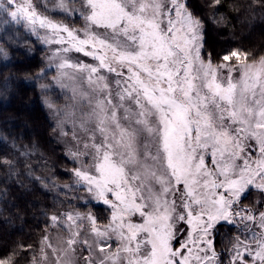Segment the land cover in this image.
Instances as JSON below:
<instances>
[{"label":"snow or ice","instance_id":"snow-or-ice-1","mask_svg":"<svg viewBox=\"0 0 264 264\" xmlns=\"http://www.w3.org/2000/svg\"><path fill=\"white\" fill-rule=\"evenodd\" d=\"M44 7L52 15L0 0V13L59 46L42 87L66 100L46 103L80 165L75 183L110 216L101 226L91 213L52 215L66 235L46 234L31 264H222L212 234L241 223L229 264H264V200L241 206L251 189L264 193V56L232 50L214 64L187 0ZM0 264H16L15 253Z\"/></svg>","mask_w":264,"mask_h":264},{"label":"trees","instance_id":"trees-1","mask_svg":"<svg viewBox=\"0 0 264 264\" xmlns=\"http://www.w3.org/2000/svg\"><path fill=\"white\" fill-rule=\"evenodd\" d=\"M187 5L204 22V53L214 63L232 50L251 53L249 59L264 56V0H219L218 5L214 0H187ZM42 68L39 51L0 58V256L15 253L16 264H31L51 227L55 204L41 178L49 173L53 181L70 182L78 167L55 140L54 126L41 105ZM25 102L31 105L26 113ZM33 124L37 130L30 129ZM218 230L236 234L233 226Z\"/></svg>","mask_w":264,"mask_h":264},{"label":"rangeland","instance_id":"rangeland-1","mask_svg":"<svg viewBox=\"0 0 264 264\" xmlns=\"http://www.w3.org/2000/svg\"><path fill=\"white\" fill-rule=\"evenodd\" d=\"M46 2L47 0H33V4L36 6L38 12L44 15H52L51 12L45 10L44 5ZM54 18L58 20L62 19L64 23H68L71 26L77 28L83 23L82 20H75L74 22L72 19H65L62 16H54ZM5 20H7V23H4ZM40 33L41 35H44V30H40ZM57 47L59 46L55 44H45L38 40L36 35L30 32L24 22H13L10 17L0 13V49L3 50V52L0 53V58L6 61L9 60V57L13 52H26L30 55H35L37 54V51H39L43 64V68L38 74V77L40 78L38 81V95L40 97V102L43 109L45 110L46 116L54 126L55 140L62 146L64 154L69 157L72 160L71 162L75 165V163L78 162H74L71 155L69 154V150L72 147L69 143V139L60 135L59 129L56 128L57 119L54 115V112L47 106L46 103L53 102L57 106H62L65 103L66 98L60 93L58 88L54 89L49 87L47 90H45L42 87L44 85H51L52 78L56 74L54 66H50L51 62L49 57L51 56L52 51ZM72 55L75 57L79 54L73 53ZM80 58L86 60V62H90L88 61V58H84L82 56H80ZM230 62L234 63L235 58H232V61ZM28 108H31V105H29L27 102L22 104V109L25 111V113L28 111ZM19 121L25 124L23 119L19 118ZM30 129L37 130L38 128H36V125H34V128ZM79 166L80 165L78 163V167ZM47 174L48 175L44 174L41 178V184L45 189L50 191L52 200L54 201L55 213H53V215L59 216L65 211H78L81 214L91 213L96 217L98 224L101 226L108 222L110 212L107 210V207L96 201L89 202L87 193L75 183L76 178L73 175V172H71L72 180L66 183L53 181L52 175L49 173ZM261 200H264V193H261L256 189H251L247 194V198L242 201L241 206L254 208L256 207L257 202ZM98 208H101L102 211L100 210V212H98ZM84 226L85 229H87V221L84 222ZM233 227L236 228V234L234 236H231V234L229 235L227 232L222 233L219 230L213 232L212 234L215 250L218 254H220V260L222 261V264H229L231 256L230 249L236 242V237L240 236L241 239H243L244 236L247 235V233L242 232L244 228L242 223L238 228L235 226ZM46 234L53 243H56L59 238L66 235V233L60 229L54 228L52 226L47 230ZM9 235L10 232H6L5 236L9 237ZM2 236L4 235L2 232H0V237Z\"/></svg>","mask_w":264,"mask_h":264}]
</instances>
